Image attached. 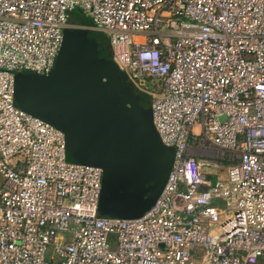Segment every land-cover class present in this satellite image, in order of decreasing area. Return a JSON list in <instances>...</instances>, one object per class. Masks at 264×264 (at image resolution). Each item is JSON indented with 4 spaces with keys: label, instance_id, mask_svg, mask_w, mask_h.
<instances>
[{
    "label": "built area",
    "instance_id": "2783aa9c",
    "mask_svg": "<svg viewBox=\"0 0 264 264\" xmlns=\"http://www.w3.org/2000/svg\"><path fill=\"white\" fill-rule=\"evenodd\" d=\"M76 9L152 97L174 149L139 218L98 216L101 170L69 161L63 134L14 104L15 74L53 70ZM221 167L213 184L203 168ZM196 253L264 264V0H0V264H193Z\"/></svg>",
    "mask_w": 264,
    "mask_h": 264
},
{
    "label": "water",
    "instance_id": "95a60500",
    "mask_svg": "<svg viewBox=\"0 0 264 264\" xmlns=\"http://www.w3.org/2000/svg\"><path fill=\"white\" fill-rule=\"evenodd\" d=\"M13 100L63 134L69 161L101 170L98 216L135 219L153 206L174 149L155 129L152 97L114 63L103 32L65 28L53 70L16 73Z\"/></svg>",
    "mask_w": 264,
    "mask_h": 264
},
{
    "label": "rangeland",
    "instance_id": "374dc122",
    "mask_svg": "<svg viewBox=\"0 0 264 264\" xmlns=\"http://www.w3.org/2000/svg\"><path fill=\"white\" fill-rule=\"evenodd\" d=\"M72 18H74V20H76L77 22H80V23H82V24H85V25H91V20L87 17V16H85L83 13H79L78 11H74L73 13H72ZM212 170V169H211ZM215 170V169H214ZM224 171H225V168H219V169H217L216 170V172H219V174H221V175H223L224 174ZM208 172V171H207ZM64 236L67 238L69 235L68 234H64ZM49 254H50V248L48 249V252H47V257L49 256ZM201 258V257H200ZM197 259V258H196ZM201 261H202V259H201ZM196 262V260H195V258L193 259V263H195ZM202 264H204L203 262H202Z\"/></svg>",
    "mask_w": 264,
    "mask_h": 264
},
{
    "label": "crops",
    "instance_id": "0c3cea01",
    "mask_svg": "<svg viewBox=\"0 0 264 264\" xmlns=\"http://www.w3.org/2000/svg\"><path fill=\"white\" fill-rule=\"evenodd\" d=\"M72 24H74V25H77V26H85V27H89L90 25H85V24H82V23H80V22H77L76 20H75V22H74V18H72ZM203 171L205 172H207L208 171V173H209V175L211 176V179H213V178H215L216 176L217 177H219V176H221V174H219V172H216L214 169H210V168H203ZM201 255H199V253H196V254H194V258H195V260H196V262L195 263H193V264H202V261H201ZM197 258V259H196Z\"/></svg>",
    "mask_w": 264,
    "mask_h": 264
},
{
    "label": "trees",
    "instance_id": "16d2710c",
    "mask_svg": "<svg viewBox=\"0 0 264 264\" xmlns=\"http://www.w3.org/2000/svg\"><path fill=\"white\" fill-rule=\"evenodd\" d=\"M69 21L72 23V21H73V20H72V16H71V18H70V20H69ZM74 22H75V20H74Z\"/></svg>",
    "mask_w": 264,
    "mask_h": 264
}]
</instances>
